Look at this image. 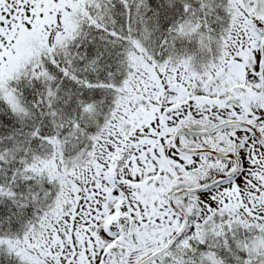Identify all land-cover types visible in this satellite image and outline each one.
<instances>
[{
  "label": "snow or ice",
  "instance_id": "6c2138e0",
  "mask_svg": "<svg viewBox=\"0 0 264 264\" xmlns=\"http://www.w3.org/2000/svg\"><path fill=\"white\" fill-rule=\"evenodd\" d=\"M0 264H264V0H0Z\"/></svg>",
  "mask_w": 264,
  "mask_h": 264
}]
</instances>
